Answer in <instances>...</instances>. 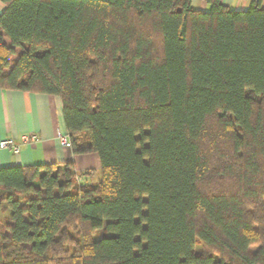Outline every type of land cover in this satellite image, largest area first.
<instances>
[{"label":"trees","instance_id":"16d2710c","mask_svg":"<svg viewBox=\"0 0 264 264\" xmlns=\"http://www.w3.org/2000/svg\"><path fill=\"white\" fill-rule=\"evenodd\" d=\"M206 1L4 0L0 88L101 179L0 167V264H264V0Z\"/></svg>","mask_w":264,"mask_h":264},{"label":"crops","instance_id":"0c3cea01","mask_svg":"<svg viewBox=\"0 0 264 264\" xmlns=\"http://www.w3.org/2000/svg\"><path fill=\"white\" fill-rule=\"evenodd\" d=\"M233 9L250 6L253 0H220ZM196 8L207 9L206 0H192ZM6 4L0 0V12ZM67 131L60 96L0 88V141L12 137L20 145L19 152L0 149V167L42 163L74 162L81 181L94 183L101 179V163L97 153L75 154L59 140V132ZM32 136L35 139H32ZM88 174L84 175L85 172Z\"/></svg>","mask_w":264,"mask_h":264},{"label":"built area","instance_id":"2783aa9c","mask_svg":"<svg viewBox=\"0 0 264 264\" xmlns=\"http://www.w3.org/2000/svg\"><path fill=\"white\" fill-rule=\"evenodd\" d=\"M32 139L34 140L35 137L32 136ZM59 140L62 145L70 146V140L67 131L59 132ZM6 148H11L14 152H19L20 145L15 141L14 138L8 137L0 141V149H6ZM78 178L81 179V177Z\"/></svg>","mask_w":264,"mask_h":264},{"label":"rangeland","instance_id":"374dc122","mask_svg":"<svg viewBox=\"0 0 264 264\" xmlns=\"http://www.w3.org/2000/svg\"><path fill=\"white\" fill-rule=\"evenodd\" d=\"M249 7V6H248ZM247 7V8H248ZM80 177H81V175H80ZM1 216H3V215H1ZM3 218V217H2ZM96 237H99V236H101V231H98L97 233H96V235H95Z\"/></svg>","mask_w":264,"mask_h":264}]
</instances>
